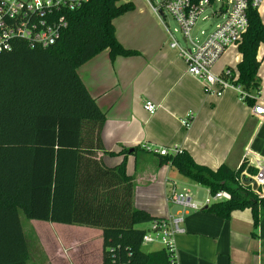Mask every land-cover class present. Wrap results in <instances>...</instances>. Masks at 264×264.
<instances>
[{
    "label": "trees",
    "instance_id": "obj_1",
    "mask_svg": "<svg viewBox=\"0 0 264 264\" xmlns=\"http://www.w3.org/2000/svg\"><path fill=\"white\" fill-rule=\"evenodd\" d=\"M120 1L85 0L67 13L68 26L53 45L29 48L16 42L0 53V264H27L30 259L19 209L28 219L99 228L101 264H176L164 248L142 250L145 228L140 225L159 217L134 206L128 150L118 152L123 157L115 166L98 156L105 151V113L77 72L105 49L111 58L137 54L115 36L113 20L134 8L131 1ZM246 16L235 82L247 94L243 101L252 106L260 88L257 51L264 42V23L251 1ZM162 157L210 193H231L230 200L204 210L228 218L234 209L250 208L253 226L259 212L264 215V198L241 180L243 164L211 169L185 149Z\"/></svg>",
    "mask_w": 264,
    "mask_h": 264
},
{
    "label": "crops",
    "instance_id": "obj_2",
    "mask_svg": "<svg viewBox=\"0 0 264 264\" xmlns=\"http://www.w3.org/2000/svg\"><path fill=\"white\" fill-rule=\"evenodd\" d=\"M129 1L134 8L113 20L114 31L117 40L137 54L111 58L105 49L79 66L77 72L105 113L101 131L105 151L100 150L98 156L106 165L115 166L123 157L118 152L127 149L126 172L134 183V206L154 217L166 218L182 212L168 201L171 188L191 195L201 184L181 175L170 162H163L161 155L143 146L185 149L195 162L211 169L221 164L237 169L246 152L263 157L260 149L264 147V115H254L252 107L264 106V42L257 51L261 60L260 88L252 106L230 88L224 89L220 96L206 94L203 81L186 72L178 50L169 46L168 32L147 1ZM257 11L264 23V0ZM219 14L213 15L221 19ZM239 60L237 46H229L213 65V72L219 73L226 66L235 67ZM147 100L156 106L153 113L143 108ZM189 112L192 118L189 127H185L182 119ZM203 187L207 196L210 191ZM29 221L50 264H69L63 256L70 252L62 256L60 246L72 248V243L80 240L90 247L92 241L100 244L101 264L99 228ZM182 227L184 232L174 236L176 264H264L261 212L257 225L253 226L250 208L234 209L228 218L204 208L191 210L183 212ZM52 249L58 252L55 251L57 256H52Z\"/></svg>",
    "mask_w": 264,
    "mask_h": 264
},
{
    "label": "built area",
    "instance_id": "obj_3",
    "mask_svg": "<svg viewBox=\"0 0 264 264\" xmlns=\"http://www.w3.org/2000/svg\"><path fill=\"white\" fill-rule=\"evenodd\" d=\"M85 0H0V53L13 49L16 42H23L29 48L48 47L60 37L61 32L68 26L67 13L79 8ZM152 11L164 23L165 12L169 13L177 23L174 31H179L184 45L174 38L172 32L165 28L169 35V46L178 50L183 59L186 72L203 81L202 87L206 94L220 96L224 89H233L243 100L247 95L242 86L235 82L238 72L235 67L224 68L221 72H213V65L223 52L233 45H238L247 29L246 8L248 2L254 6L262 0H227L213 10L220 13L221 21L200 41L191 37L192 28L204 11V8L219 0H158L155 6L146 0ZM223 9V12L220 10ZM207 18L203 17V19ZM165 24V23H164ZM204 31L201 30L200 34ZM143 108L153 113L156 106L147 100ZM252 113L256 116L264 115V106L253 105ZM192 113L189 112L182 119L185 127H189ZM147 151L161 156L173 155L181 151L179 147H150L143 146ZM241 176L252 179L256 185L254 190L259 198H264V156L246 152L242 160ZM231 199L228 190H218L209 193L203 200H197L186 192H177L171 188L168 201L176 205L182 212L166 218H158L148 222L142 235V244L158 243L170 257L174 255V236L184 232L182 227L183 212L201 210L211 203ZM175 257V255H174Z\"/></svg>",
    "mask_w": 264,
    "mask_h": 264
},
{
    "label": "rangeland",
    "instance_id": "obj_4",
    "mask_svg": "<svg viewBox=\"0 0 264 264\" xmlns=\"http://www.w3.org/2000/svg\"><path fill=\"white\" fill-rule=\"evenodd\" d=\"M126 1L129 0H121L120 2H126ZM150 1L155 6L159 3L158 0H150ZM226 2L227 0L215 1L214 3H211V5H208L204 8V11L200 14L198 19L196 20L191 31V37L193 38L194 41L197 42L202 41L205 38L206 34L209 33L215 27V25L221 21V19L218 18L217 16H214L212 12L213 10L217 9L219 5L221 4L225 5ZM162 13L166 15L165 19H163L165 24L164 23L162 24L167 26V28L172 32L174 38L177 39L181 45H184L180 32L174 31V28L178 27L177 23L173 20V18L169 13L165 12L164 10L162 11ZM206 16L207 18L203 19V17ZM201 30L204 31L203 34H200ZM263 149L264 147L260 149L261 153L264 152ZM260 156H264V153H262ZM206 194L207 191L205 187L201 185H198L197 188L195 190L193 189L191 192V196L193 197L195 196L199 198L205 197ZM18 212H19V218L22 225L23 233L25 235L28 245V250L30 253V259L28 260V264H50L36 238V234L33 230L32 225L30 224L31 220L29 221V219L26 218V216L24 215L21 209H19ZM140 226L145 228L147 225L145 223ZM90 244L91 247L87 246L89 244H87L86 242L80 240L72 243V248L65 244L61 245L60 247L62 249V256L64 255V252L65 253L70 252V255H68L67 257L65 255L63 256L69 261V264H100V247H99L100 244L98 242L96 243L95 241L90 242ZM159 246L160 245L158 243H147V244H142L141 248L143 251L147 252V251H153ZM55 251L56 250L52 249L51 252L52 256H57ZM62 256L61 254L60 256H58L60 257L59 260L61 261V263L64 262Z\"/></svg>",
    "mask_w": 264,
    "mask_h": 264
},
{
    "label": "water",
    "instance_id": "obj_5",
    "mask_svg": "<svg viewBox=\"0 0 264 264\" xmlns=\"http://www.w3.org/2000/svg\"><path fill=\"white\" fill-rule=\"evenodd\" d=\"M242 180H243V182H244L245 184L251 185L252 188H253L254 190L256 189V185H255V183L252 181L251 178H249V177L243 175V176H242ZM205 208H206V207H205Z\"/></svg>",
    "mask_w": 264,
    "mask_h": 264
}]
</instances>
